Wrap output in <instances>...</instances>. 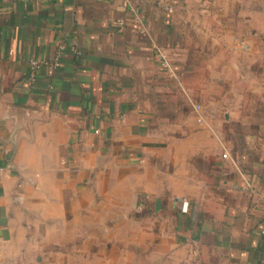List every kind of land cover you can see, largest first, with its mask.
<instances>
[{"label":"crops","instance_id":"1","mask_svg":"<svg viewBox=\"0 0 264 264\" xmlns=\"http://www.w3.org/2000/svg\"><path fill=\"white\" fill-rule=\"evenodd\" d=\"M177 3L0 0V264H264V82Z\"/></svg>","mask_w":264,"mask_h":264},{"label":"rangeland","instance_id":"2","mask_svg":"<svg viewBox=\"0 0 264 264\" xmlns=\"http://www.w3.org/2000/svg\"><path fill=\"white\" fill-rule=\"evenodd\" d=\"M170 5L169 9H176L174 4ZM177 7L185 24L190 22L189 14L193 16L194 34H228L229 41L223 44L228 48L223 62L233 59L237 65L225 78H219L222 72L218 70L217 83L227 85L229 79L244 78V93L252 94L253 81L264 82V0H178ZM46 261L75 264L64 262L60 247H53Z\"/></svg>","mask_w":264,"mask_h":264},{"label":"built area","instance_id":"3","mask_svg":"<svg viewBox=\"0 0 264 264\" xmlns=\"http://www.w3.org/2000/svg\"><path fill=\"white\" fill-rule=\"evenodd\" d=\"M63 48H64L63 46L60 47L59 52L56 54V56L52 60H40V59H31L30 60V62H29L30 73L28 76V82L30 84H34L36 82L38 72L43 66L50 65V66H53L54 68H59L61 66V64H62V60H61L62 50L61 49H63ZM159 54H160V57L163 59V62L168 67H171L170 63L168 62V60H167L166 56L163 54V52L160 51ZM191 104H192L193 109L195 111V114L197 116V121L198 122H204L205 120H204V117L202 115V109H203L202 104L195 102V101H192V100H191ZM223 156L227 157V154H223ZM245 183H246V186H249L247 179H246ZM185 204H186V202H185ZM186 207H187V205H186ZM186 207L183 206V209Z\"/></svg>","mask_w":264,"mask_h":264}]
</instances>
